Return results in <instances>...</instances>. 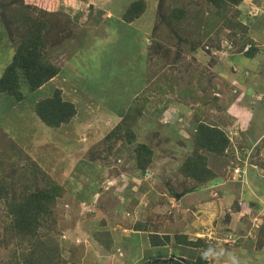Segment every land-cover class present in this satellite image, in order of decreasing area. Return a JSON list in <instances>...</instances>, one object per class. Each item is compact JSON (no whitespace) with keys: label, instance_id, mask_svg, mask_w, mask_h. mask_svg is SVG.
<instances>
[{"label":"trees","instance_id":"1","mask_svg":"<svg viewBox=\"0 0 264 264\" xmlns=\"http://www.w3.org/2000/svg\"><path fill=\"white\" fill-rule=\"evenodd\" d=\"M141 1H134L127 7L122 15L125 24H131L143 14L145 6ZM168 1H170L168 7L163 0L159 1L164 15L160 17L158 24L160 30L155 27L152 30V40L159 54H165L169 48L175 47V55L178 58L173 62L176 69L164 72L165 69L161 68L159 71L161 74L156 75L154 81L171 88L168 90L175 97L174 108H181L180 110L185 112L187 109L183 108L182 104L190 105L200 102L201 108L203 105L206 106L207 113L211 104L208 98L206 103V97L210 95L209 89L221 82L220 68L222 67L220 65L224 64L225 59H220V54L217 57L214 56L208 66L206 57L203 58L200 55L201 52H196V49L200 40L201 47L205 48L209 45V40L217 41V39L211 37V39H205L209 37L210 29L206 33L202 31L200 35L196 30L192 32L191 27L197 22H203L208 27L214 25L219 31H226L225 40L232 41L233 44L240 43L239 53L248 60L255 58L260 52L264 54L254 41V35L261 36L264 29L259 27L258 20L253 21L251 25L245 24L246 19L242 20L243 11L239 6L244 0H206L209 5L207 17H203L202 11L197 10L198 0H182L180 4L177 3L178 0ZM184 26L188 28L186 37L182 35ZM62 28L63 26L49 25L41 17L33 15L31 0H0V56L2 57L0 102L21 103L20 107L32 120L33 131L37 132L41 140H48L49 133L45 129L52 130L51 136H53L55 133L70 129L75 122L74 105L63 101L59 91H54L51 96L32 102L30 107L23 104L26 95L38 93L44 85L59 74L60 67L51 61L47 50L65 45L70 39L67 30ZM237 36L238 38L235 39ZM6 47H9L10 51L3 50ZM189 47L192 48V51H189L190 59L185 62V68L179 70L180 54ZM222 50L217 51L222 52ZM5 51H7L6 54H4ZM198 57L201 58L198 59ZM201 65L204 66L201 67ZM215 66L217 69L213 71ZM261 69L264 75V69ZM73 72L76 73V69ZM145 75L146 84L147 70ZM244 76L245 84L251 86L254 91L260 89L259 80L251 77L249 72ZM251 80L252 83H250ZM154 86L157 92L153 91L155 87H148L146 84L141 93L134 96L122 116L112 118L114 125L109 129L110 132L106 134V138L112 140L113 137L123 143L118 148H115L114 143L108 145L106 150L111 148L110 152H112L111 150L114 149L113 155L117 160L121 158L122 153L126 152V159L122 162L121 169L127 168L130 162L133 167L132 172H136L133 176L136 179L145 175L146 170L149 169L150 172L152 170V177L148 178L152 181H143L145 189L153 183L157 186L162 183L168 185L169 183L165 181L169 175L167 171L177 169V176L188 186L177 183L174 191L168 188V192L169 196L179 194L178 199L185 203L181 204L187 209L192 207L195 197L206 198L209 195L208 190L215 192L214 188L219 193L224 185L227 190L231 189L232 184L236 187L240 186L241 193L235 191L236 193L232 196L234 207L231 212L233 214L229 212L230 208L227 206H221L220 211L218 200L223 194L215 198L219 213L224 214V226L222 225L220 231L225 235L222 238L207 240L199 235L195 238L191 237V232L196 230V226L192 225L193 221H196L195 216L186 217L183 222H179L173 234L163 233L162 235L151 230L148 222L135 220L128 221L129 229H131L128 236L134 237V242H125V244L119 242V246L122 248L127 245L128 248V244L132 243V249H140L145 244L146 250L151 252L144 254L137 264H213L210 256L213 255L222 260V256L225 258L227 254L225 252L228 251L231 252L230 258L226 257L222 263L232 264L233 258H237L232 253L235 248H239L235 237L246 233L247 224H253L258 217L259 223L254 222L257 227L255 233H258L254 250L259 252L264 243V192L259 190L256 193L255 189L261 182L255 184L253 179L256 177L264 182V150L261 153L255 147L256 154L248 155L249 145L246 146L245 143L240 146L234 145L228 134L230 123L226 120L227 118L224 119V123H222L223 119L216 122L214 118L206 123L201 116L194 117L191 114V118L187 120L190 123L187 135L180 136L177 133L178 130L168 132L165 130L166 126L160 122L162 109L159 108L167 98L160 85L154 84ZM226 91L229 92L228 89ZM227 108L228 105L225 106V110ZM92 110H88L87 115H96L97 110ZM201 112L204 114L205 111L201 110ZM3 114L0 113V116ZM176 121L183 122L177 119ZM63 126L67 129L62 130ZM263 133L264 131L261 134ZM262 138L264 139V136ZM243 139L246 137L243 136ZM19 143L16 144L5 134L0 136V205L3 207L0 211V246L3 245L6 249L0 264H79L83 254L82 247L70 240L62 239V227L59 222L64 211L62 203L68 196L64 185L34 158L23 157L18 147ZM165 144L168 145L166 149ZM162 145L165 146L162 147L164 151L159 152L158 149ZM261 147L264 149V144ZM156 152L159 153V158ZM82 159L97 167L96 179H105L104 176L99 175L101 172L99 166L107 164L110 159L109 153L105 152V156H102L101 152L94 150L87 152ZM155 159L158 160L155 161ZM159 159L162 160L161 163H157ZM251 163L254 167H251ZM231 165L239 168V173L234 179L227 171ZM155 166H157L156 169ZM79 167L83 168V166ZM190 199L192 200L189 202ZM259 212L262 214L259 215ZM240 213H242L240 216L242 219L237 222L236 230L226 225L230 218H235ZM93 215L86 212V227L93 232V240L101 247L102 252H114L115 240L108 228H105L104 220L101 217H99L100 220L95 219ZM175 228L176 225L173 229ZM126 238L122 237L123 241ZM136 240L138 242H135ZM219 244L222 245L223 251L219 252L217 249ZM167 249L177 252V255L173 252V255H169ZM163 251H166V255L159 259V253ZM189 254L195 255V258H185ZM123 262L127 263L124 260Z\"/></svg>","mask_w":264,"mask_h":264},{"label":"rangeland","instance_id":"2","mask_svg":"<svg viewBox=\"0 0 264 264\" xmlns=\"http://www.w3.org/2000/svg\"><path fill=\"white\" fill-rule=\"evenodd\" d=\"M134 1L137 0H84L81 8H78L77 14L74 12L73 6L66 7L67 3L65 1L62 2V5H58L60 7L58 10L64 13L59 12L64 20H58L57 18L52 21H56L57 24L62 21V24L64 23L62 29L64 30L69 25L70 39L65 45L48 49L47 55L60 67V73L52 82L44 85L38 93L26 95L23 104L30 107L32 102L51 96L54 91H59L62 100L72 103L76 109L75 122L70 129L63 126L61 129L67 130L55 133L53 136H51L52 130L45 129L49 133L48 140H41L37 132L33 131L32 120L26 116L20 107L21 103L0 102V113H4L0 116V129L2 130L0 136L5 134L7 138H12L16 144L20 142L18 147L21 149L23 157L34 158L44 169L53 174L54 178L60 181L59 183L64 185L68 196L62 203L64 211L59 222L62 227V239L70 240L82 247L83 254L79 264H124L123 260L127 262L126 264H137L144 254L151 252V250H146L145 244L140 249H132V243L128 244V248L127 245L122 248L119 246V242L125 244V242L128 243L134 240V237L127 234L131 231L128 221L141 220V222H148L151 230L162 235L163 233L173 234L177 230L179 222H183L186 217L195 216L196 221L194 220L192 225L196 226V230L191 232V237L195 238L199 235L207 240L217 237L222 238L225 235L220 231L222 225L224 226V214L219 213L218 202L220 211L221 206H227L230 208L229 212H231L234 207L232 196L237 191L239 194L241 193L240 186L236 187L233 184L230 185L232 187L228 190L224 185L219 193L216 188H214L215 192L206 190L209 195L206 198L195 197L192 207L187 209L186 206L181 204L185 203L180 202L178 199L179 194L169 196L168 188L174 191L177 183L188 186L184 184V180L177 176V169L167 171L169 175L165 181L169 183L168 185L162 183L157 186L153 183L147 189H145L143 181H152L148 180L150 177H145V175H141L140 179L133 177L136 172H132L133 167L130 162L127 168L121 169V164L126 159V152L122 153L121 158L117 160L113 155L114 149L110 152L111 148L108 150L106 148L113 143L115 148H118L123 142L113 137L112 140H108L106 134L110 132L109 129L114 125L112 118L122 116L133 101L134 96L141 93L146 84H148V87H155L154 84L160 85L167 98L164 99L159 108L162 109L160 122L166 126L165 130L168 132L178 130L177 133L180 136L187 135L185 133L190 129V123L187 120L191 118V114L194 117L201 116L206 123L213 118L216 122L223 118L222 123H224V119L227 118L226 120L230 123L228 134L229 137L231 136L234 145L240 146L245 143L246 146H251L256 143V148L261 153L264 150L261 147L264 144V139L260 137L264 131V101L261 104L254 105L255 100L258 101L261 96H258L259 98L257 97L255 100L252 99L253 95H249L250 98L247 94L238 96L243 90L239 76H244L245 72H249L251 77L259 80L260 89L258 93L260 95L264 94V75L261 69H264V54L261 52L256 59H245L239 53L240 43L233 44L232 41L225 40L226 31H219L218 27L214 25L208 27L203 22L195 23L191 27L192 32L196 30L201 35L202 31L206 33L210 29V35L205 39H217V41L209 40V45L205 48L201 47L200 40L198 49H196V52H201L200 55L203 58L206 57L208 66L213 61L211 58H214V56L217 57L220 54L221 59L223 51L227 55L232 54L225 59L224 64L221 63L220 65L222 67L220 68L222 80L217 85L225 90L233 88L237 91L236 87L239 90L235 96H232L233 92L231 90L230 95L214 98L212 93L213 88L217 86L215 85L209 89V100L211 99L209 112L206 113L207 108L204 105L203 108L197 107L194 110L182 112L181 108H174L175 97L168 90L171 88L169 86L164 87L154 81L156 75L161 74L159 72L161 68L165 69L164 72L176 69L173 62L178 58L175 55V47L169 48L165 54H159L157 46L153 45L152 30L154 27L160 30L158 24L160 17L164 15L159 6V1L162 0H142L141 2L145 6L143 14L131 24H125L121 20V16ZM181 1L178 0L177 3L180 4ZM198 1L197 10L202 11L203 17H207L209 6L207 1ZM163 2L167 7L170 5L168 0H163ZM239 8L243 11L242 20L246 19L247 25H251L253 21L258 20L259 27L264 29V0H245ZM69 11L74 16H71ZM187 30L186 26L182 29V35L185 37L188 34ZM261 34L255 43L259 45L261 51H264V32ZM237 38L238 36L235 39ZM4 49L10 51L9 47ZM218 49L223 50L219 52ZM189 51H192L191 47L181 52L179 70L184 69L185 62L189 61ZM6 53L7 51L4 52V54ZM182 57L183 59H181ZM1 58L0 56V61ZM0 63L2 64V62ZM74 69H76V73L73 72ZM216 69L215 66L213 71ZM146 70L147 82L145 84ZM258 71H261V73H258ZM168 82L175 85L171 81ZM153 89L154 92H157L156 87ZM153 91L151 92L154 93ZM228 103L232 106L237 105L249 109L250 112L243 111L242 119L239 118L243 125L241 128L233 123V117L231 118V116L222 113ZM187 105L189 104H182L183 108ZM90 109L97 110L96 115H87ZM201 110L205 111L204 114ZM220 113H222V118L216 117ZM178 116L181 117L183 122L174 124ZM243 136L246 139H243ZM98 142L99 144H97ZM165 146L162 145L158 149L159 152L164 151L162 147H165V149L168 147L166 144ZM127 149L131 148L127 147ZM94 150L101 152L102 156H105V152L110 155L107 164L104 163L105 165L100 164L102 166H99L101 171L99 175L104 176L105 179H96L97 167L82 159L87 152ZM156 154L159 158V153L156 152ZM161 162V159L157 161V163ZM78 165L83 166V168ZM156 167L154 168L156 169ZM232 168L231 165L230 169ZM234 178L232 176V179ZM253 182L255 184L261 182L255 190L256 193L259 190L263 193L264 182L256 177ZM220 194H223V196L217 202L215 198H218ZM131 209L133 210L130 212ZM2 210L3 207L0 205V211ZM86 212L94 214L95 219L100 220L99 217H101L104 220L105 228H108L113 240H115L114 252H102L101 247L93 240V232L86 227ZM231 214L233 213L231 212ZM241 215L242 213L236 215L235 218H230L226 225L236 230L235 226L242 219L240 218ZM259 221L257 217L253 224H247L246 233L235 237L239 243V248H235L232 253V255H235L234 257H237L236 259L233 258L234 262L232 264H264V252H255L251 249L254 247V241H256L258 235V233H255L257 227L254 222L258 224ZM131 223L134 224V222ZM174 225H176L175 229H173ZM233 230L228 231L232 232ZM122 237L127 238L123 241ZM135 242H138V240ZM217 249L219 252L223 251L222 245H217ZM167 250H169V255H173V250ZM5 251V246H0V261L4 259ZM225 253H227L225 254L226 257L231 255L230 251ZM128 254L129 257H127ZM165 255L166 251H163L159 253L158 258H164ZM210 257L213 259V264H224L222 260L224 261L226 258L222 256L221 260L219 257H213V255ZM185 258L194 259L195 255L189 254ZM128 259H130V262H128ZM132 260L133 262H131Z\"/></svg>","mask_w":264,"mask_h":264},{"label":"clouds","instance_id":"3","mask_svg":"<svg viewBox=\"0 0 264 264\" xmlns=\"http://www.w3.org/2000/svg\"><path fill=\"white\" fill-rule=\"evenodd\" d=\"M50 1V2H49ZM49 1H47V0H37L36 2H35V5H31V10H32V12H33V15H36V16H39V17H41L43 20H45V22L47 23V24H49V25H57V26H63V24H62V21H59V23L57 24L56 23V21H52V20H56L57 18H58V20H64V18H63V16L62 15H60L59 14V12H62L61 10H58L60 7L58 6V5H62V2L64 1V0H49ZM75 1H77V2H79L80 3V5L82 6V4H83V1L84 0H75ZM245 1V0H244ZM90 4V3H89ZM37 5V6H36ZM66 7H69V5L67 4V6ZM73 9H74V12L76 13L79 9L78 8H74L73 7ZM70 12V14H71V16H74V15H72V13H71V11H69ZM63 13V12H62ZM78 13V12H77ZM76 13V14H77ZM64 14V13H63ZM69 14V15H70ZM75 14V15H76ZM123 15V14H122ZM70 16V17H71ZM48 18V19H47ZM140 18V17H139ZM138 18V19H139ZM137 19V20H138ZM73 21L75 20V19H72ZM121 20H122V16H121ZM123 21V20H122ZM136 21V20H135ZM69 25L67 26V34H69ZM246 50V48L243 50V52ZM261 50V49H260ZM224 53H223V55H222V58L223 59H225V57L226 56H229V55H232V54H228L227 55V53H225V51H223ZM261 53V52H260ZM260 53L255 57V58H253V59H256V58H258L259 57V55H260ZM225 54V55H224ZM241 55H242V53H241ZM243 56V55H242ZM264 56V55H263ZM52 61V60H51ZM53 62V61H52ZM54 63V62H53ZM54 64H56V63H54ZM57 65V64H56ZM60 73V72H59ZM59 75V74H58ZM57 75V76H58ZM57 76H55V77H57ZM54 77V78H55ZM54 78L50 81V82H52L53 80H54ZM242 86H243V90H241V92H240V94H238V96H240L241 94H247L248 95V97L250 98V96L249 95H253L254 97L252 98L253 100H255L258 96H261V98L258 100V101H256L255 100V102L253 103L254 105L255 104H261L262 102H263V99H264V94H262V95H260L259 93H258V91H253V94H251V91H247L246 90V87H247V85L245 84V83H243L242 84ZM236 89H237V91L236 90H234L233 88H232V92H233V94H237V92H238V87H236ZM229 90V92H227L226 90H222L220 87H216V88H213V93H212V96L214 97V98H221V97H223L224 95L225 96H227V95H230L229 93L231 92V89H228ZM210 96V95H209ZM237 97V96H236ZM207 98L209 99V97H206V103H207ZM259 98V97H258ZM213 101H214V99H212ZM209 101H211V99L209 100ZM215 101H216V99H215ZM217 102H219V101H217ZM197 103H200V102H196V103H192V104H190L188 107H186L185 106V109H187V111H190V110H194V108H197V107H201V103L200 104H197ZM194 104H196V105H194ZM228 105V108L225 110V108H224V110H223V114H225L226 116L228 115V116H231V118L233 117L234 119H232L233 120V123L235 122V121H237V117L235 116V115H233V113L231 112V108L233 107L232 105H230L229 103L227 104ZM222 113H220L219 115H217L216 117H218V118H222ZM223 119V118H222ZM177 120H182L181 119V117L180 116H178L177 117ZM175 123H177V121H175ZM237 125H239V127H240V123H238L237 122ZM242 130V129H241ZM186 134V133H185ZM256 143H254V144H252L250 147H249V149L247 150V154L248 155H250L251 153H253V154H256ZM252 160V159H251ZM246 164H248V163H246ZM251 165V167H253L254 165L251 163L250 164ZM231 168V166L227 169V171L229 172L228 174L229 175H232V176H234V177H236L237 175H238V173H239V168H232V169H230ZM145 177H152V173L150 172V170L148 169V170H146V172H145ZM147 179V178H146ZM128 234V233H127ZM235 241H236V239H235ZM256 241H257V239H256ZM256 241H254L255 242V244H256ZM225 242H227V241H225ZM255 247H256V245H254V249H255ZM253 249V250H254Z\"/></svg>","mask_w":264,"mask_h":264},{"label":"crops","instance_id":"4","mask_svg":"<svg viewBox=\"0 0 264 264\" xmlns=\"http://www.w3.org/2000/svg\"><path fill=\"white\" fill-rule=\"evenodd\" d=\"M37 0H31V5H35V2H36ZM68 5H71V6H73L74 8H81V5H80V3L79 2H77V1H75V0H64ZM37 6V5H36ZM245 22V24H246V21H244ZM247 25V24H246ZM264 32V30L261 32V33H263ZM259 35H256V36H254V40H255V42H257L258 41V39H259ZM258 47H259V45H257ZM228 56H226L225 57V59L227 58ZM248 72H245L244 74L246 75ZM236 79H238V78H236ZM239 80H241L242 81V83L241 84H243V83H245L244 82V80H245V76H239ZM250 83H252V80H251V82ZM247 85V90L248 91H251V94H253V88L251 87V86H249L248 84H246ZM243 111H248V112H250L249 111V109L248 108H246V107H241V106H237V105H234L232 108H231V112L233 113V115H235L236 117H237V121H235L234 122V124H237V122L238 123H240V128L243 126L242 124H241V120L239 119V118H241L242 119V116H243ZM253 111V110H252ZM239 112H241L240 114H238ZM261 115H262V112H261ZM262 136H264V133L263 134H261V136L260 137H262ZM254 167V166H253ZM252 250L254 249V247L253 248H251ZM171 250V249H170ZM253 251H255V250H253ZM264 252V243L262 244V246H261V248H260V250H259V252ZM171 252V251H170ZM173 253H174V251H172ZM255 252H257V251H255ZM174 254H176L177 255V252H175Z\"/></svg>","mask_w":264,"mask_h":264}]
</instances>
